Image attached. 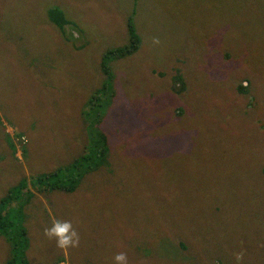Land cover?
I'll return each instance as SVG.
<instances>
[{"label": "rangeland", "instance_id": "obj_1", "mask_svg": "<svg viewBox=\"0 0 264 264\" xmlns=\"http://www.w3.org/2000/svg\"><path fill=\"white\" fill-rule=\"evenodd\" d=\"M4 197L0 264H264V0H0Z\"/></svg>", "mask_w": 264, "mask_h": 264}, {"label": "clouds", "instance_id": "obj_2", "mask_svg": "<svg viewBox=\"0 0 264 264\" xmlns=\"http://www.w3.org/2000/svg\"><path fill=\"white\" fill-rule=\"evenodd\" d=\"M154 44H159V38L153 39ZM43 235L49 241H55L56 247L67 254L70 249L79 248L81 235L74 227L71 220L53 219L51 226H45ZM242 253L236 254L237 261L242 259ZM114 264H129V257L126 251L117 252L114 257Z\"/></svg>", "mask_w": 264, "mask_h": 264}, {"label": "trees", "instance_id": "obj_3", "mask_svg": "<svg viewBox=\"0 0 264 264\" xmlns=\"http://www.w3.org/2000/svg\"><path fill=\"white\" fill-rule=\"evenodd\" d=\"M129 30H130V32L132 33V28H131V26L129 27ZM137 47H138V39L135 37V36H133L132 35V37H131V40H130V43L128 44V45H126V46H124V47H121V48H119V49H117V50H114V51H112V52H110L114 57H122V56H124V55H127V54H130V53H132L133 51H135L136 49H137ZM12 147V146H11ZM12 155L14 156V157H17L16 155H15V153L14 152H12ZM78 161L79 160H75L74 162H73V165L74 166H76L77 164H78ZM57 171H54L53 173L55 174ZM50 174V172L49 173H45L44 175H43V178L46 176V175H49ZM39 184H41V182L39 183ZM47 185H50L51 186V188H57V189H60V190H65V191H69V190H72L73 189V186H65V185H63V184H61V183H57V182H55V183H47ZM12 192V191H11ZM11 197V196H10ZM3 198L2 200H1V203H0V205L1 204H3V203H5V202H9L10 200H11V198ZM0 224H1V222H0ZM180 245H181V247H182V244L180 243ZM4 264H28L27 262H26V260H25V258L23 257V256H21V255H19V253H18V251H17V249H16V251H13V253H12V256L4 263Z\"/></svg>", "mask_w": 264, "mask_h": 264}]
</instances>
